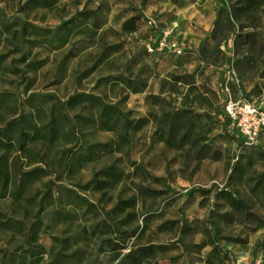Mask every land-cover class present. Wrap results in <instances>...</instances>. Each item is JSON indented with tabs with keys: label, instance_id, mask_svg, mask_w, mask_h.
Wrapping results in <instances>:
<instances>
[{
	"label": "rangeland",
	"instance_id": "rangeland-1",
	"mask_svg": "<svg viewBox=\"0 0 264 264\" xmlns=\"http://www.w3.org/2000/svg\"><path fill=\"white\" fill-rule=\"evenodd\" d=\"M237 1L0 0V264H264V134L221 104L264 109V5Z\"/></svg>",
	"mask_w": 264,
	"mask_h": 264
},
{
	"label": "built area",
	"instance_id": "built-area-1",
	"mask_svg": "<svg viewBox=\"0 0 264 264\" xmlns=\"http://www.w3.org/2000/svg\"><path fill=\"white\" fill-rule=\"evenodd\" d=\"M172 50L182 54V50L176 43H169L167 37L161 39L158 50ZM222 110L228 127L237 132L241 138L242 148L254 147L264 134V109L252 105L245 99L235 100L228 92L221 101ZM256 264H260L257 262Z\"/></svg>",
	"mask_w": 264,
	"mask_h": 264
},
{
	"label": "trees",
	"instance_id": "trees-1",
	"mask_svg": "<svg viewBox=\"0 0 264 264\" xmlns=\"http://www.w3.org/2000/svg\"><path fill=\"white\" fill-rule=\"evenodd\" d=\"M262 5H264V0H238L230 13V22L232 23L233 20L240 21L243 18L244 12L248 9L252 10L253 13L258 12ZM247 19L256 21L255 16H248ZM124 29L128 31H135L136 26L125 24ZM253 41H255L254 38Z\"/></svg>",
	"mask_w": 264,
	"mask_h": 264
}]
</instances>
